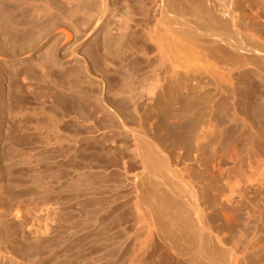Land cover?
I'll use <instances>...</instances> for the list:
<instances>
[{
    "label": "bare ground",
    "instance_id": "bare-ground-1",
    "mask_svg": "<svg viewBox=\"0 0 264 264\" xmlns=\"http://www.w3.org/2000/svg\"><path fill=\"white\" fill-rule=\"evenodd\" d=\"M32 1L0 0V35L6 45L16 46L35 38L23 22L26 4ZM136 1L97 0V9L87 10L88 18L83 19V28L80 26L81 34L86 36L96 34L110 15L116 19L118 26L106 32L104 47L121 53V67L115 71L125 68L123 75L130 77L129 85L135 81L138 84L130 88L139 90L124 103L132 108L138 124H174L183 134L175 157L161 142L136 144L146 169L140 176L146 185V201L145 207H138L145 216L144 223L127 242L130 264H264V0ZM72 24H66L67 38L80 31ZM4 55L7 57L6 52ZM84 63L85 71L92 75L94 69L91 71L86 59ZM21 73L16 72V76ZM28 76L21 74L22 86L15 78L18 84H13L20 94L14 96L15 89L9 92L19 104L29 103L24 96V90H32ZM92 76L95 79L97 75ZM100 81L105 87L104 78ZM100 96L102 104L111 108L108 98L103 93ZM2 102L6 105H0V123L7 114L16 116L11 113L15 102L10 106ZM79 111L86 117L85 111ZM115 113L124 125L128 122L117 110ZM135 130L133 126V135L147 134ZM191 136L197 143L209 139L208 148L195 159L188 156L186 147ZM16 206L9 207L7 215L0 213L8 231L15 225L11 220L20 216L21 207ZM39 238L31 240L29 236V248L36 246Z\"/></svg>",
    "mask_w": 264,
    "mask_h": 264
},
{
    "label": "rangeland",
    "instance_id": "rangeland-1",
    "mask_svg": "<svg viewBox=\"0 0 264 264\" xmlns=\"http://www.w3.org/2000/svg\"><path fill=\"white\" fill-rule=\"evenodd\" d=\"M133 2L138 3L136 0ZM97 3V0H33L26 4L28 9L23 22L35 38L10 47L0 35V48L7 55L5 57V52L0 54V72L3 69L0 100L9 106L15 102L11 113L19 118L17 122L12 115L13 121L11 114H7L0 123V213L7 215L9 207L16 205L22 210L18 218L11 220L15 222L12 226L14 232L4 228L5 219L0 217V264H130V245L127 247V242L132 232L144 223L145 216L138 207H145L146 201V185L141 183L140 177L146 169L136 144L154 140L161 142L173 157L180 151L183 140L180 127L152 121L138 124L132 108L130 110L129 104L124 103V99L130 100L131 95L139 90L130 88L138 84L135 81L129 85L130 77L124 78L123 75L125 68L115 71L121 67V53L104 47L106 32L110 27L118 26L116 19L110 15L107 24L96 34H81L88 11L94 7L97 9ZM68 22L80 30L70 38L64 33ZM85 56H89L88 59ZM84 58L92 66L91 71L94 69L92 75H97L96 80L85 71ZM20 70L29 75L27 80L31 82L32 90H24L29 103L24 101L26 103H20L22 106L19 107L14 96L15 93L20 94L15 84H23L22 73L19 79L16 76ZM71 71L73 75L69 78ZM103 78L105 87L100 81ZM13 89L14 96L9 93H13ZM102 93L113 101L110 103L106 98L112 109L104 102L102 104ZM2 100L0 105H6ZM79 109L88 115L82 117ZM114 110L128 120L125 121L126 126ZM88 116L94 122L87 119ZM24 117L30 120L25 118L24 121ZM20 122L23 131L18 128ZM133 126L134 130H145L147 134L133 135ZM194 137L191 136L186 146L188 156L193 159L203 153L209 143V139H200L197 143ZM1 203L4 207L7 203L6 208ZM29 236L31 240L40 237V242L36 241L33 248H29ZM116 245L120 248L118 252L114 250L118 249Z\"/></svg>",
    "mask_w": 264,
    "mask_h": 264
}]
</instances>
